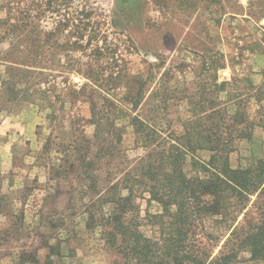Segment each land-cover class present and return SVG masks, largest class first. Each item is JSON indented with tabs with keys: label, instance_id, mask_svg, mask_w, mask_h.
Returning <instances> with one entry per match:
<instances>
[{
	"label": "rangeland",
	"instance_id": "obj_1",
	"mask_svg": "<svg viewBox=\"0 0 264 264\" xmlns=\"http://www.w3.org/2000/svg\"><path fill=\"white\" fill-rule=\"evenodd\" d=\"M262 8L264 0H0V264H119L118 255L87 232L83 213L96 196L86 188L83 167L95 153L94 146L86 148V140L93 141L92 113L103 107L110 115L131 112L141 85L143 101L153 88L175 89L157 120L178 132L191 125L183 89L228 114L244 101L255 120L264 105L256 100L259 90L264 97ZM18 69L36 75L37 86L23 91L25 77L11 78ZM7 80L16 81L17 95ZM222 81L227 84L216 87ZM38 87L46 93H35ZM117 121L125 125L122 154L95 158L97 172L104 161L130 167L144 152L126 118ZM191 140L205 144L203 134ZM198 154L206 159L209 153ZM256 158H264L259 126L235 142L228 163L248 166ZM135 202L146 236L174 227L173 207L160 219L153 216L161 213L155 201ZM216 219L204 220L220 240L207 245L212 255L229 222ZM236 264L264 263L242 250Z\"/></svg>",
	"mask_w": 264,
	"mask_h": 264
},
{
	"label": "trees",
	"instance_id": "obj_2",
	"mask_svg": "<svg viewBox=\"0 0 264 264\" xmlns=\"http://www.w3.org/2000/svg\"><path fill=\"white\" fill-rule=\"evenodd\" d=\"M221 67L217 63L216 68ZM10 69L9 66L8 72ZM12 77H25L23 84L29 85L23 91L37 86V76L28 70L18 69ZM15 82H4L13 95L21 90ZM216 84L223 88L227 82ZM135 90L131 112L115 109L110 115L103 107L92 113L93 141L86 140V148L94 146L95 153L83 167L86 188L96 196L83 209L87 232L100 241L103 249L118 255L119 264H236L242 250L249 253L250 260L264 263V158L236 168L228 163L236 141L250 138L254 126L264 130V105H259L256 119L252 120L244 101L236 103L234 113L228 114L220 105H214L215 101H195L196 94L183 89L191 125H182L183 131L178 132L171 129L170 121L161 126L157 120L161 110L167 113L169 96L175 89L153 88L144 101L142 86ZM38 91L46 93L39 87L34 90ZM161 93L163 99L158 98ZM262 93L257 92V101L264 100L260 98ZM121 118H126L134 144L144 152L130 167H125L122 160L104 161L97 172L92 168L95 158H113L121 153L125 130V125L118 124ZM193 134H203L205 144H193ZM75 147H71L72 151ZM199 150L209 153L206 159L198 154ZM144 196L161 207V213L154 218L163 219L169 208L175 209L174 227L168 232L161 230L158 237H148L139 229L135 200ZM224 202H228L226 206ZM208 217H216L218 223L229 221L225 239L214 255L207 245L220 240L206 231L204 220Z\"/></svg>",
	"mask_w": 264,
	"mask_h": 264
},
{
	"label": "built area",
	"instance_id": "obj_3",
	"mask_svg": "<svg viewBox=\"0 0 264 264\" xmlns=\"http://www.w3.org/2000/svg\"><path fill=\"white\" fill-rule=\"evenodd\" d=\"M84 7H87V6H84Z\"/></svg>",
	"mask_w": 264,
	"mask_h": 264
}]
</instances>
